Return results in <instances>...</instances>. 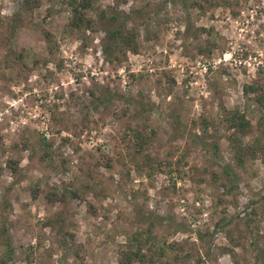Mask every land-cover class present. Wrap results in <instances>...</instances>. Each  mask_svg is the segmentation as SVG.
<instances>
[{
	"label": "rangeland",
	"instance_id": "obj_1",
	"mask_svg": "<svg viewBox=\"0 0 264 264\" xmlns=\"http://www.w3.org/2000/svg\"><path fill=\"white\" fill-rule=\"evenodd\" d=\"M23 2L0 0V264H264V0H92L81 31ZM103 11L135 52L107 59Z\"/></svg>",
	"mask_w": 264,
	"mask_h": 264
},
{
	"label": "trees",
	"instance_id": "obj_2",
	"mask_svg": "<svg viewBox=\"0 0 264 264\" xmlns=\"http://www.w3.org/2000/svg\"><path fill=\"white\" fill-rule=\"evenodd\" d=\"M212 1V0H209ZM36 0H25V2L22 3V8H28L32 9L35 4ZM63 3H65L70 11H71V19L67 26L69 30H91L94 27V21L88 17V10L92 7V0H62ZM100 21H103L104 24L111 23L110 27H104V37L102 39V50L103 53H105L107 59H111L112 55L115 53H123L128 50L135 52L136 51V35L134 31L131 28H128V23L130 22L131 18L129 19L126 15H120L119 13H114L112 15H108V13L102 12L101 17L99 18ZM111 51L113 53L110 56L108 55V52ZM115 59L119 61V59L115 56ZM244 93L245 95L248 94H255L257 96V104L259 106L264 107V95H262L259 92L258 88H255L254 85H247L244 87ZM138 108V106L136 107ZM147 106L142 107V112L145 111ZM245 117L242 114H239L238 112L231 113L226 119L228 123V129H233V131H236L235 133H229L228 138L231 139L232 137H235L237 132H244L246 129V125L248 126V123L245 122ZM132 138L134 140V145L136 147V155L141 154L143 151V148L145 147V143L147 140H145L142 135L139 132H134L132 135ZM239 151L245 153L247 151L249 152H259L261 149L260 146L254 147H242L239 145L238 147ZM264 150V149H263ZM262 150V151H263ZM261 151V152H262ZM47 155L43 157V159H47ZM1 211H0V217H1ZM138 240V243H141L140 238L133 239V242H136ZM132 241V240H131ZM0 243L2 245L6 246L8 249L10 247L9 243V236H8V230L6 227V221L3 219H0ZM132 243H128L127 248H131ZM260 255L264 259V249H259ZM260 256V257H261ZM261 257V258H262ZM133 262H142V254H141V246L136 249H126L123 253V258L119 260L118 264H133ZM153 262V260H152Z\"/></svg>",
	"mask_w": 264,
	"mask_h": 264
}]
</instances>
